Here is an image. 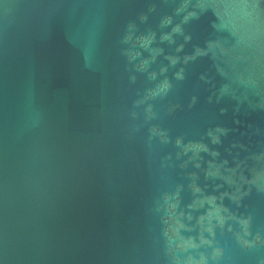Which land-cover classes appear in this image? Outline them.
<instances>
[{
  "label": "water",
  "instance_id": "1",
  "mask_svg": "<svg viewBox=\"0 0 264 264\" xmlns=\"http://www.w3.org/2000/svg\"><path fill=\"white\" fill-rule=\"evenodd\" d=\"M0 264H264V0H0Z\"/></svg>",
  "mask_w": 264,
  "mask_h": 264
}]
</instances>
